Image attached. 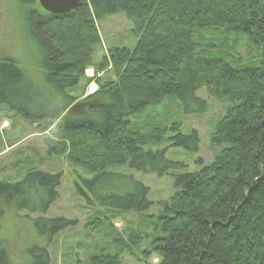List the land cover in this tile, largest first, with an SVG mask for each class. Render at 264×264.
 I'll use <instances>...</instances> for the list:
<instances>
[{
    "label": "trees",
    "instance_id": "16d2710c",
    "mask_svg": "<svg viewBox=\"0 0 264 264\" xmlns=\"http://www.w3.org/2000/svg\"><path fill=\"white\" fill-rule=\"evenodd\" d=\"M12 1L29 8L26 37L37 61L28 71L0 58V105L50 133L49 157L65 155L93 175L83 183L104 212L86 229L108 231L114 252L88 264H122L124 251L135 248L144 259L155 255L154 264H264V0H78L64 14L47 13L38 0ZM117 13L132 23L136 43L110 47L95 61L96 22ZM108 66L114 80L96 76V92L85 94L92 81L85 70ZM199 89L228 103L213 122L217 149L209 163L196 160V170L173 174V192L145 215L148 187L114 169L182 170L165 152H197L198 134L182 132V117L206 110ZM23 163L19 179L0 181V264H49V243L75 221L44 216L61 173ZM127 211L143 213L148 230L120 236L108 219ZM10 216L29 221L22 259L1 237Z\"/></svg>",
    "mask_w": 264,
    "mask_h": 264
},
{
    "label": "rangeland",
    "instance_id": "374dc122",
    "mask_svg": "<svg viewBox=\"0 0 264 264\" xmlns=\"http://www.w3.org/2000/svg\"><path fill=\"white\" fill-rule=\"evenodd\" d=\"M28 9L27 5L17 4L12 0H0V58H14L21 67L30 71L29 69H35L37 49L33 41L27 40L30 30ZM96 26L101 42L94 47L92 57L95 61H100L110 47L132 48L136 43V38L131 33L132 23L123 13L106 15L96 22ZM244 51L245 49H242L241 52ZM97 76L102 81L114 80L111 66H108L104 72H99ZM91 82L95 87L87 86L88 94H93L97 90L95 80ZM70 93H73V89H70ZM196 94L206 100L207 108L203 113L184 114L182 132L186 133L190 129L197 132L199 137L197 152H187L175 147H167L165 152L167 158L185 165L182 170L170 171L169 174L158 176L155 173L134 172L127 166L114 169L121 174L133 175L148 187L147 199L152 204L144 212L145 215L157 213L160 209L159 204L165 202L173 192V174L196 170L198 168L196 160L201 164L209 163L217 149L210 139L213 122L223 113L228 103L210 96L203 89L197 90ZM35 128V124L21 120L17 113L12 112L5 105H0V181L13 182L19 179L16 169L24 165L23 160L34 167L61 173L57 188L58 198L48 207L44 216L72 219L75 224L59 232L49 243V264H88L92 255L100 252L111 255L114 250L111 247L113 237L110 233L106 231L97 235L96 232L86 229L90 217L99 212L98 210L104 212V208L99 206L83 183V179H91L93 175L85 174L80 168L73 166L65 155L49 157L46 140L50 138V133L38 132ZM165 146L166 143L161 148ZM142 214L132 211L122 212L114 218L109 216L108 222L123 237L125 230H148V227L140 225ZM28 223L29 221L24 218L13 220L11 216L3 222L1 237L8 240L9 248H12L10 252L15 254V258L22 259L19 253L27 243L23 233ZM156 260L153 254L144 259L140 250L136 248L130 252L124 251L121 255L122 264H154Z\"/></svg>",
    "mask_w": 264,
    "mask_h": 264
},
{
    "label": "water",
    "instance_id": "95a60500",
    "mask_svg": "<svg viewBox=\"0 0 264 264\" xmlns=\"http://www.w3.org/2000/svg\"><path fill=\"white\" fill-rule=\"evenodd\" d=\"M78 0H38L40 7L51 14H64L71 11Z\"/></svg>",
    "mask_w": 264,
    "mask_h": 264
},
{
    "label": "built area",
    "instance_id": "2783aa9c",
    "mask_svg": "<svg viewBox=\"0 0 264 264\" xmlns=\"http://www.w3.org/2000/svg\"><path fill=\"white\" fill-rule=\"evenodd\" d=\"M85 75H86L87 77L94 78V71H93L92 69H87V70L85 71ZM91 85L94 86V84H91ZM94 87H95V86H94Z\"/></svg>",
    "mask_w": 264,
    "mask_h": 264
}]
</instances>
